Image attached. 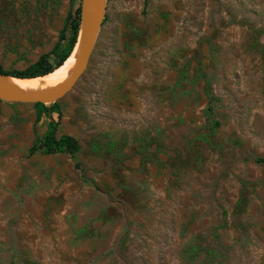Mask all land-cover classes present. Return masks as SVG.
Instances as JSON below:
<instances>
[{
    "label": "rangeland",
    "instance_id": "obj_1",
    "mask_svg": "<svg viewBox=\"0 0 264 264\" xmlns=\"http://www.w3.org/2000/svg\"><path fill=\"white\" fill-rule=\"evenodd\" d=\"M79 6L0 0V68L54 61ZM57 102L75 159L0 100V264H264V0H106Z\"/></svg>",
    "mask_w": 264,
    "mask_h": 264
},
{
    "label": "trees",
    "instance_id": "obj_2",
    "mask_svg": "<svg viewBox=\"0 0 264 264\" xmlns=\"http://www.w3.org/2000/svg\"><path fill=\"white\" fill-rule=\"evenodd\" d=\"M80 17V6L77 7L74 14L68 15L67 25L61 31L59 40L51 50V54L55 57L54 61L50 60L49 54L45 53L22 71L7 72L0 68V72L19 77H36L48 74L61 66L69 57L76 44L80 27ZM36 106V121L38 122L41 117H45L47 123L44 131L35 138L31 146L28 148V155H32L36 152L48 154L66 152L75 159L76 154L80 149L78 140L69 134H62L60 136L56 135L58 121L54 118L53 114H60L58 102L56 101L50 104L37 102ZM215 125H218V122H215ZM76 166H78L77 163Z\"/></svg>",
    "mask_w": 264,
    "mask_h": 264
},
{
    "label": "water",
    "instance_id": "obj_3",
    "mask_svg": "<svg viewBox=\"0 0 264 264\" xmlns=\"http://www.w3.org/2000/svg\"><path fill=\"white\" fill-rule=\"evenodd\" d=\"M105 7L106 0H81L80 27L76 41L77 43L79 39V51L71 74L62 84L50 89L36 90L23 94L4 79L6 74L0 72V100L50 104L56 102L71 90L88 65L104 18Z\"/></svg>",
    "mask_w": 264,
    "mask_h": 264
},
{
    "label": "bare ground",
    "instance_id": "obj_4",
    "mask_svg": "<svg viewBox=\"0 0 264 264\" xmlns=\"http://www.w3.org/2000/svg\"><path fill=\"white\" fill-rule=\"evenodd\" d=\"M79 51V39L73 51L65 62L52 72L31 78H20L19 76L6 74L4 79L20 93L36 90H45L62 84L71 74L76 63Z\"/></svg>",
    "mask_w": 264,
    "mask_h": 264
}]
</instances>
